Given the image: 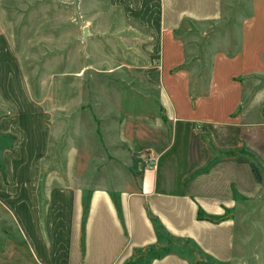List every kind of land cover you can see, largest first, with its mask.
Returning a JSON list of instances; mask_svg holds the SVG:
<instances>
[{"label":"rangeland","instance_id":"rangeland-1","mask_svg":"<svg viewBox=\"0 0 264 264\" xmlns=\"http://www.w3.org/2000/svg\"><path fill=\"white\" fill-rule=\"evenodd\" d=\"M107 1L0 0V35L7 37L22 67V84L5 87L13 105L0 88V176L6 178L4 156L15 147L24 156L37 153L45 122L27 95L52 115L51 146L42 162L55 183L114 188L125 182L133 188L142 168L151 164L163 189L218 195L229 203L215 217L198 204V216L233 219L230 261H215L192 238L172 235L159 221L161 256L153 257L148 248L131 264H150L171 253L191 264H264V0H224L220 19L184 22L178 32L183 70L170 74L187 76L192 96L206 93L220 53L234 66L228 78L237 99L224 121L199 116L171 122L157 100L160 90L144 81L134 68L138 60L125 53L123 22L93 18L106 14ZM156 56L148 55L143 64L156 65ZM107 65L116 70L107 72ZM224 72L219 69L222 85ZM134 86L147 98L135 100ZM17 112L27 118L20 114L16 120ZM60 112H71V117ZM3 118L12 119L20 134L4 133ZM29 253L0 202V264H32Z\"/></svg>","mask_w":264,"mask_h":264},{"label":"crops","instance_id":"crops-1","mask_svg":"<svg viewBox=\"0 0 264 264\" xmlns=\"http://www.w3.org/2000/svg\"><path fill=\"white\" fill-rule=\"evenodd\" d=\"M223 2L108 0L106 14L93 15L97 20L102 16L101 20L105 22L115 19L123 22L124 37L128 40L125 53L138 60L134 68L144 76V81L160 90L157 100L170 122L199 116L224 121L237 99L235 86L228 78L234 66L225 63L220 53L212 63L206 93L192 96L188 77H181V72L175 76L170 74L176 69L183 70L182 41L178 32L184 22L208 23L220 19ZM111 9L116 13L119 11L121 18L113 17ZM0 43L4 47L0 50V88L13 105L15 102L5 87L18 82L22 84V67L6 36L0 35ZM148 55H157L156 65L143 64ZM8 57L10 61L6 60ZM220 68L225 71L224 85L221 84ZM105 70L113 72L115 65H107ZM131 88L135 91V100L147 98L143 89ZM25 96L38 110V117L44 118L45 127L35 144L38 150L34 157L29 151L24 156L18 147L4 156L6 178L3 180L0 176V202L20 230L32 264H131L158 242L152 216L172 235L192 238L215 261L232 259L235 243L233 219L213 221L198 216V204L215 217L224 212L229 203L218 195L165 190L160 187L157 167L142 168L139 184L133 188L125 182L114 188L106 185L82 187L69 181L55 183L56 177L43 170L42 162L51 146L54 128L49 122L51 112L40 106L39 109L29 96ZM222 103L225 104L224 112L220 109ZM61 112L62 117H71V112ZM20 114L27 118L25 113ZM20 114L17 112L16 120ZM7 119L1 120V130L20 134L13 128V120L9 122ZM150 264L191 262L171 253L154 258Z\"/></svg>","mask_w":264,"mask_h":264},{"label":"trees","instance_id":"trees-1","mask_svg":"<svg viewBox=\"0 0 264 264\" xmlns=\"http://www.w3.org/2000/svg\"><path fill=\"white\" fill-rule=\"evenodd\" d=\"M252 168H254V172L256 171L257 172V169L255 168V166H252ZM258 179L260 178V175L258 174V172L256 173ZM201 218V217H200ZM152 222L154 223V226H155V229H156V233H157V238H158V242L156 245H154L153 247L150 248V250H152V254H153V257H160L161 254L158 253L157 251L162 248V246L164 245H160V241L161 239L159 238L161 236V234H163L162 232V229L163 227L160 225L158 219L156 217H153L152 216ZM188 241V240H187ZM198 262V261H197Z\"/></svg>","mask_w":264,"mask_h":264},{"label":"built area","instance_id":"built-area-1","mask_svg":"<svg viewBox=\"0 0 264 264\" xmlns=\"http://www.w3.org/2000/svg\"><path fill=\"white\" fill-rule=\"evenodd\" d=\"M155 166H153V165H151V164H149V166H148V168H154Z\"/></svg>","mask_w":264,"mask_h":264},{"label":"water","instance_id":"water-1","mask_svg":"<svg viewBox=\"0 0 264 264\" xmlns=\"http://www.w3.org/2000/svg\"><path fill=\"white\" fill-rule=\"evenodd\" d=\"M84 32H85V34H86V32H87V29H86V28H85Z\"/></svg>","mask_w":264,"mask_h":264}]
</instances>
